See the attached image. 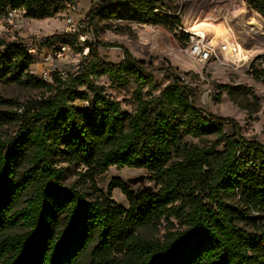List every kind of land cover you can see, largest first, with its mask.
I'll list each match as a JSON object with an SVG mask.
<instances>
[{
  "label": "trees",
  "instance_id": "obj_1",
  "mask_svg": "<svg viewBox=\"0 0 264 264\" xmlns=\"http://www.w3.org/2000/svg\"><path fill=\"white\" fill-rule=\"evenodd\" d=\"M7 1L32 19L62 9L59 0ZM243 1L264 15V0ZM162 7V0H105L89 7L86 23L93 35L113 20L177 33L178 17L154 14ZM87 47L88 60L67 80L54 74L45 83L30 73L33 58L22 46L0 41V80L43 90L23 104L25 113L0 112V125L17 126L0 137V264H264V145L245 139L232 118L197 107L177 71L146 68L120 44ZM99 47L120 48L122 60L102 63ZM157 70L168 82L154 95ZM251 70L264 83V58ZM101 76L130 94V112L95 83ZM62 163L90 178L111 166L145 169L158 188L133 191L116 178L87 199L63 183ZM115 188L127 208L110 198ZM161 221L168 225L161 238L138 233Z\"/></svg>",
  "mask_w": 264,
  "mask_h": 264
},
{
  "label": "rangeland",
  "instance_id": "obj_2",
  "mask_svg": "<svg viewBox=\"0 0 264 264\" xmlns=\"http://www.w3.org/2000/svg\"><path fill=\"white\" fill-rule=\"evenodd\" d=\"M163 7L170 14L178 17L181 25L189 30L200 29L205 32L206 39L217 44L222 38L232 36L239 43L243 55H247L245 62H231L224 58L223 64L208 61L198 63L189 59L184 53L185 43L183 37L176 32L159 24L152 27L139 26V23L113 20L101 27L93 36L94 42H107L120 44L127 48L129 53L137 60L144 62L146 68H167L177 71L185 77V83L194 89L193 102L219 117L232 118L241 128V135L248 140L264 145V83L255 81L251 67L258 58H264V15L251 9L244 1H238L234 11L226 16L215 9L219 0H162ZM78 8L84 12L86 3L80 1ZM19 29L13 35L2 34L5 40L12 36L19 37L33 32L43 34H57L63 29V16L59 11L54 17L43 19L25 18L20 21ZM149 25V24H147ZM246 25V26H245ZM245 26V27H244ZM249 28V33L245 28ZM253 27V30L250 29ZM248 30V29H247ZM79 47H71L70 51L58 61V68L73 73L77 58L74 57ZM83 48V46L81 47ZM99 58L104 64H117L122 60V51L117 47H99ZM33 59L29 67L30 73H37L41 63ZM188 73V75H184ZM35 75V74H34ZM154 79L158 89L153 91L157 95L159 90L168 82L163 71H155ZM95 83L100 85L104 92L121 104V110L130 112L132 101L130 94L116 92L106 76H101ZM230 88H223V87ZM84 90L85 87H81ZM42 89L27 85H18L9 80H0V112L13 111L15 105L10 101L25 104L37 100ZM16 125H0V137L13 136ZM230 132V128L224 129ZM185 141L195 145L208 144L206 140L185 138ZM63 170V183L74 186L87 199H92L97 190L106 193L109 184L114 179L125 182L128 179L143 176V181L134 185L128 184L133 191L141 187L157 190L153 181L149 180V172L145 169L109 167L104 173L94 175L92 178L85 173L83 167L61 164ZM110 198L118 205L127 208L128 204L119 189H112ZM172 221L175 227L179 225ZM172 227L171 229H175ZM165 221L156 227H143L138 230L145 239H159L167 231Z\"/></svg>",
  "mask_w": 264,
  "mask_h": 264
},
{
  "label": "built area",
  "instance_id": "obj_3",
  "mask_svg": "<svg viewBox=\"0 0 264 264\" xmlns=\"http://www.w3.org/2000/svg\"><path fill=\"white\" fill-rule=\"evenodd\" d=\"M62 9L61 14L63 16V29L57 34H43L40 32H33L24 36L14 37L10 40H5L1 37L2 34L13 35L14 30L17 31L20 27L21 20L28 18L25 14V10L20 7L12 6L7 0H0V41L5 44L14 42L22 46L28 55L33 59H37L41 66L35 76L45 83H52L54 74H56L61 80L68 79V71H64L58 68V61L65 56L71 49V47H79L74 54L77 58L75 63V71L78 70L82 64L88 60V47L87 43H91L93 40V33L86 23V13L80 11L78 5L80 1L87 3L88 8L96 3L105 0H59ZM129 1V0H128ZM238 1L243 0H219L215 5V9L222 12L223 16L229 15L234 11V6ZM154 14H164L169 17L175 16L162 8H155ZM176 17V16H175ZM143 27H152L151 24H138ZM177 33L182 37L185 43L184 53L190 60L198 63H206L208 61H214L223 64L227 59L231 62H245L248 60L247 55L242 54L239 43H237L232 36H226L221 39L217 44L212 40L206 39V34L200 29L189 30L182 25H175ZM246 26V25H245ZM244 26V27H245ZM248 29V30H247ZM253 30V27H250ZM249 33V28L244 29ZM54 36H73V40L70 42L55 41ZM5 45L1 46V50ZM83 46V48H81ZM74 71V72H75ZM182 81L185 82V77L181 74L178 75ZM87 101H83L82 105L87 106ZM15 112L21 115L26 112L24 105H18L15 107Z\"/></svg>",
  "mask_w": 264,
  "mask_h": 264
},
{
  "label": "water",
  "instance_id": "obj_4",
  "mask_svg": "<svg viewBox=\"0 0 264 264\" xmlns=\"http://www.w3.org/2000/svg\"><path fill=\"white\" fill-rule=\"evenodd\" d=\"M142 181H143V176H138V177H135V178L128 179L126 181V183L131 184V185H134V184H136L138 182H142ZM145 188L146 189H150L148 187H145Z\"/></svg>",
  "mask_w": 264,
  "mask_h": 264
},
{
  "label": "crops",
  "instance_id": "obj_5",
  "mask_svg": "<svg viewBox=\"0 0 264 264\" xmlns=\"http://www.w3.org/2000/svg\"><path fill=\"white\" fill-rule=\"evenodd\" d=\"M86 9H89L87 3H86Z\"/></svg>",
  "mask_w": 264,
  "mask_h": 264
}]
</instances>
